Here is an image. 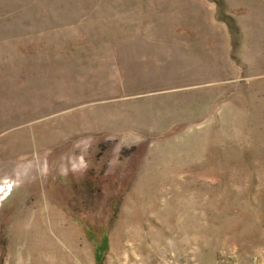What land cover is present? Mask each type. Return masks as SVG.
<instances>
[{"label": "rangeland", "instance_id": "374dc122", "mask_svg": "<svg viewBox=\"0 0 264 264\" xmlns=\"http://www.w3.org/2000/svg\"><path fill=\"white\" fill-rule=\"evenodd\" d=\"M0 264H264V0H0Z\"/></svg>", "mask_w": 264, "mask_h": 264}]
</instances>
